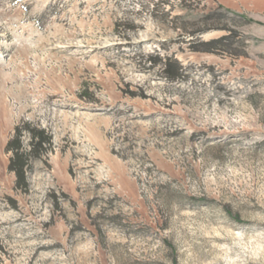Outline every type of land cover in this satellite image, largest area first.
Returning a JSON list of instances; mask_svg holds the SVG:
<instances>
[{
	"label": "rangeland",
	"instance_id": "obj_1",
	"mask_svg": "<svg viewBox=\"0 0 264 264\" xmlns=\"http://www.w3.org/2000/svg\"><path fill=\"white\" fill-rule=\"evenodd\" d=\"M0 84V264H264V0H0Z\"/></svg>",
	"mask_w": 264,
	"mask_h": 264
},
{
	"label": "trees",
	"instance_id": "obj_2",
	"mask_svg": "<svg viewBox=\"0 0 264 264\" xmlns=\"http://www.w3.org/2000/svg\"><path fill=\"white\" fill-rule=\"evenodd\" d=\"M218 19L219 21L225 18L220 14L210 15L204 22L208 23L211 19ZM212 27L206 28L211 30ZM229 31V34L219 39H214L209 42H199L194 51L200 52H220V53H232L234 45L237 43L236 38L238 34L233 29L224 27ZM168 66V65H167ZM165 74L168 79H176L183 75L182 69L176 65L172 68L169 63V69H166ZM28 134L31 137L30 150H24V135ZM53 147V136L49 134L45 129L38 128L31 122L25 121L23 125L16 127L13 138L8 143L6 151L12 153V157L9 162V171L16 175V189L23 192H27L30 187L29 180H27L28 172L32 171L31 165L33 159H41V157L48 153Z\"/></svg>",
	"mask_w": 264,
	"mask_h": 264
},
{
	"label": "bare ground",
	"instance_id": "obj_3",
	"mask_svg": "<svg viewBox=\"0 0 264 264\" xmlns=\"http://www.w3.org/2000/svg\"><path fill=\"white\" fill-rule=\"evenodd\" d=\"M26 49H27V48H26ZM26 51H28V50H26ZM24 54H25V52H24ZM26 54H27V53H26ZM26 56H27V55H26ZM60 83H61V82H60ZM0 86H1V84H0ZM15 98H17V99L20 98V94H17V95L15 96ZM20 100H21V98H20ZM20 100H19V101H20ZM10 116H13V117H14L15 115L12 114V115H10Z\"/></svg>",
	"mask_w": 264,
	"mask_h": 264
}]
</instances>
